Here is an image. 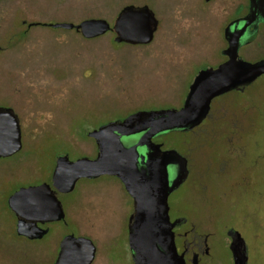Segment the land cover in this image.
Segmentation results:
<instances>
[{
  "label": "rangeland",
  "instance_id": "obj_1",
  "mask_svg": "<svg viewBox=\"0 0 264 264\" xmlns=\"http://www.w3.org/2000/svg\"><path fill=\"white\" fill-rule=\"evenodd\" d=\"M238 2L245 11L247 0L207 5L203 0H0V106L14 109L22 134V149L0 159L2 264L48 260L41 246L12 237L15 218L4 207L6 195L44 179L57 155H94V141L86 134L92 128L139 109L178 107L197 65L220 59L225 22L242 13L240 7L235 10ZM126 4H146L154 11L159 27L151 43L116 45L110 31L85 39L73 30L27 26L34 21L78 23L91 17L112 23ZM240 55L264 56V29ZM249 88L242 98L254 104L256 143L247 144V158L254 156L257 179L252 192L243 197L229 194L222 214L211 216L214 237L201 264L232 263L223 242L224 225L241 232L248 264H264V75ZM163 138L167 146L182 151L180 135ZM85 200L82 196L65 226L56 225L60 234L90 237L97 246L92 264H134L122 230L124 217L112 212L111 201L107 212H96L91 199ZM58 235L51 233L44 240L54 241Z\"/></svg>",
  "mask_w": 264,
  "mask_h": 264
},
{
  "label": "water",
  "instance_id": "obj_2",
  "mask_svg": "<svg viewBox=\"0 0 264 264\" xmlns=\"http://www.w3.org/2000/svg\"><path fill=\"white\" fill-rule=\"evenodd\" d=\"M209 1V0H206ZM264 23V0H249L248 11L224 28L227 59L216 67H203L193 77L180 108L167 107L137 110L123 119H115L92 128L87 136L95 140L97 156L70 159L58 155L50 184L21 186L7 198L16 216V232L29 239L43 237L48 229L37 222L64 219L56 191L70 192L80 178L102 174L117 176L133 198V212L128 219L127 239L134 264H185L174 242L173 226L168 215L167 198L185 177V161L174 149L161 150L152 138L174 130H188L206 115L210 100L226 91L244 87L264 74V58L249 61L239 50ZM43 25L74 29L83 38L93 39L113 33V41L130 45L149 44L159 20L146 4H127L119 9L112 23L101 17L85 18L78 23L49 22ZM1 51V46H0ZM22 149L21 125L10 106H0V158L10 157ZM145 149L142 154L141 150ZM178 166V175L169 177V168ZM229 249L233 264H247L244 241L237 231L230 232ZM92 239L66 234L52 264H91L95 255ZM191 264H197L195 260Z\"/></svg>",
  "mask_w": 264,
  "mask_h": 264
},
{
  "label": "flooded vegetation",
  "instance_id": "obj_3",
  "mask_svg": "<svg viewBox=\"0 0 264 264\" xmlns=\"http://www.w3.org/2000/svg\"><path fill=\"white\" fill-rule=\"evenodd\" d=\"M212 1L214 0H203V4L207 5L209 2ZM248 5L249 0H247L245 4L244 11V5L239 2L236 3L235 10L240 7L242 9V13L240 15L228 19L225 22V26L233 19L246 14L248 11ZM22 22L25 23L26 21ZM29 23H27V26ZM34 23L49 22L34 21ZM36 26L43 25L39 24ZM263 29L264 23L260 22L258 24L257 32L250 38L247 44L251 43L256 38L257 34ZM71 30L75 31L74 29ZM78 34L81 35L80 33ZM222 37L224 47L219 51L220 59L215 63L201 62L197 65L198 67L196 66L197 68L193 77L201 68L216 67L218 64L222 63L227 59V56L222 53V50L227 47V41L225 40L223 32ZM261 58H264V56H261L257 59L247 60L256 61ZM253 82L244 87L232 89L213 97L210 100L209 108L205 117L192 128L188 130H174L168 132L176 133L181 136V141L183 144L182 151L174 147H169L165 144L163 137H165L168 133L159 134L152 138V141L154 143L161 145V150L174 149L182 156L185 161V177L178 184V186L169 193L167 198L168 215L170 221L175 222L172 230L174 233V242L176 250L178 254H182L185 264H191L193 260H195L197 264H201L203 258L210 254V242L214 237V232L211 226V216L222 214L223 209L221 207L225 206V200H230L229 194L231 195L234 193L236 196H238V194L240 193V196L243 197L245 195L247 196V193L249 194L253 190V184L257 179L258 167L254 160V156L251 157L250 161H248L247 144L256 143V141L253 140V126L255 121L253 111L254 104H249L248 102H245L248 101L246 98H242V95L248 92V89H250L249 87L253 84ZM187 91L185 92V95ZM182 103L178 107L174 108H180L182 106ZM136 111L137 110L132 111L127 115ZM127 115L116 119H123ZM89 138L94 141V155L81 156L95 158L98 152L97 145L93 138ZM249 138H251L250 141ZM141 152L142 154H144L145 149H142ZM81 156L74 157L73 159H76ZM53 167L50 173L44 179L40 181H32L26 185H20L19 187L28 185H38L42 182H46L50 184L52 189H54L51 182V173ZM169 172V177L174 178L176 175H178V166H171L169 168ZM88 186H90V188H88ZM19 187H17L15 190H17ZM14 191H11L9 195ZM180 193H184V196L181 198H179ZM9 195L7 194L5 197L4 207H6V209H8L11 215H13V217L15 218L14 230L11 231L12 237L14 238V240L21 239L27 241L32 245L41 246V250H43V253L48 256V260L43 264H52L55 261L59 251V243L61 239L66 234H68H60V227L57 228L56 225L63 227L67 224L69 213H73L74 211L76 212V209L78 208L79 204L78 201L82 199V196L84 197V199H86L85 203L86 201L91 199L96 212H107L109 209L106 206V203L111 201L114 206L112 208V212L117 215H122V217H124L125 219L123 222L122 230H124L125 228L126 232L128 228V219L133 212V198L126 189L123 182L117 176L102 174L95 178L83 177L76 181L74 188L70 192L63 193L56 191V196L60 200L62 209L64 211V219L44 223L37 222V225L39 227L43 229L47 228L48 232L39 239H29L25 236L18 235L16 232V216L7 204V198ZM222 231L225 236L223 242L228 248L232 261L231 264H233L232 254L229 249V244L232 240V235L230 234V232L237 231L242 237L244 244L245 240L241 232L235 227L224 225ZM57 232L59 233V239H56L54 241L44 240L47 235ZM78 235L83 234L79 233ZM219 243H221V241ZM95 247L96 250L93 261L95 260L97 252V246L95 245ZM0 264L2 263L0 262Z\"/></svg>",
  "mask_w": 264,
  "mask_h": 264
},
{
  "label": "trees",
  "instance_id": "obj_4",
  "mask_svg": "<svg viewBox=\"0 0 264 264\" xmlns=\"http://www.w3.org/2000/svg\"><path fill=\"white\" fill-rule=\"evenodd\" d=\"M116 45H124V43H116Z\"/></svg>",
  "mask_w": 264,
  "mask_h": 264
}]
</instances>
